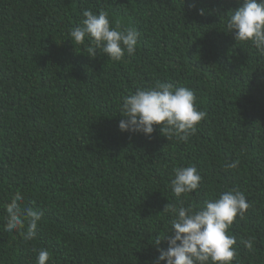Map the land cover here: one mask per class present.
<instances>
[{
    "label": "trees",
    "instance_id": "trees-1",
    "mask_svg": "<svg viewBox=\"0 0 264 264\" xmlns=\"http://www.w3.org/2000/svg\"><path fill=\"white\" fill-rule=\"evenodd\" d=\"M237 0H0V264H154L167 204L198 208L227 190L250 207L231 229L233 264H264V56L225 32ZM90 9L139 32L112 62L69 31ZM203 10V15L200 14ZM157 83L188 87L207 113L187 143L121 132L119 103ZM239 160L238 169L227 164ZM202 176L179 200L176 167ZM20 191L41 212L36 238L3 230ZM255 238L254 252L241 243ZM159 247L166 248L162 241Z\"/></svg>",
    "mask_w": 264,
    "mask_h": 264
},
{
    "label": "clouds",
    "instance_id": "clouds-1",
    "mask_svg": "<svg viewBox=\"0 0 264 264\" xmlns=\"http://www.w3.org/2000/svg\"><path fill=\"white\" fill-rule=\"evenodd\" d=\"M239 7L230 11L224 25L227 33L241 45H250L260 56H264V0H237ZM203 15V10H200ZM108 12L98 13L90 9L82 12L83 19L73 27L68 37L73 44L88 42V51L93 57L97 50L112 62H120L125 54L132 56L138 46L139 32L134 27L114 26ZM196 95L188 87H173L157 83L150 88H136L120 98L121 132L142 134L151 137L158 127L169 141L177 139L187 143L194 136L207 113L196 106ZM240 161L227 164L229 169H238ZM202 176L193 165L176 167L170 180L173 195L179 200L187 198L200 188ZM6 216L3 230L18 233L23 240L36 238L42 213L24 204V196L17 191L5 206ZM250 207L245 194L239 189L221 192L217 198L206 200L198 208L167 204L171 228L157 236L154 244L159 253L154 264H233L238 256L237 238L231 229L239 218L243 220ZM254 240L241 243L249 252H254ZM166 248L159 247L161 242ZM51 259L49 250L41 248L36 264H47Z\"/></svg>",
    "mask_w": 264,
    "mask_h": 264
}]
</instances>
